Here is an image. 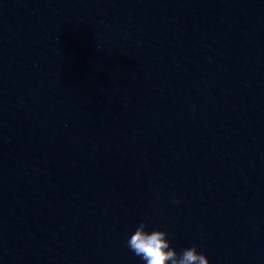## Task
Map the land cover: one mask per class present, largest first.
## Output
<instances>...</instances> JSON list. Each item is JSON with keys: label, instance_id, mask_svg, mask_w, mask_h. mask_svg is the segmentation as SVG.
Returning a JSON list of instances; mask_svg holds the SVG:
<instances>
[{"label": "clouds", "instance_id": "1", "mask_svg": "<svg viewBox=\"0 0 264 264\" xmlns=\"http://www.w3.org/2000/svg\"><path fill=\"white\" fill-rule=\"evenodd\" d=\"M146 229V223L141 221L127 240L129 250L140 257L144 264H209L208 257L198 252L195 245L178 253L171 246L166 231Z\"/></svg>", "mask_w": 264, "mask_h": 264}]
</instances>
